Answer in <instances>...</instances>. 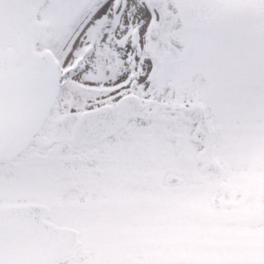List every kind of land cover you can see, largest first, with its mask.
I'll return each mask as SVG.
<instances>
[{
  "label": "snow or ice",
  "instance_id": "1",
  "mask_svg": "<svg viewBox=\"0 0 264 264\" xmlns=\"http://www.w3.org/2000/svg\"><path fill=\"white\" fill-rule=\"evenodd\" d=\"M0 264H264V0H0Z\"/></svg>",
  "mask_w": 264,
  "mask_h": 264
}]
</instances>
